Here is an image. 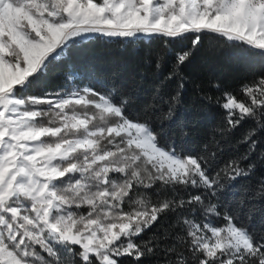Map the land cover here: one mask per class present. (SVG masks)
Segmentation results:
<instances>
[{
	"label": "trees",
	"instance_id": "16d2710c",
	"mask_svg": "<svg viewBox=\"0 0 264 264\" xmlns=\"http://www.w3.org/2000/svg\"><path fill=\"white\" fill-rule=\"evenodd\" d=\"M12 2L34 15L40 7L53 10V21L63 16L59 0ZM7 58L17 61L16 55ZM84 89L91 101L106 99L120 116L74 106L70 113H95L93 120L42 139L56 144L103 130L92 150L73 153L61 168L107 157L50 184L74 231L93 228L104 238L112 229L107 251L115 264H264V50L206 29L174 35L82 31L68 35L13 95L27 110H45L35 101ZM122 119L144 126L160 149L192 160L201 175L189 164L186 174L173 176L125 135L106 133ZM38 120L58 125L43 111ZM103 164L111 169L97 175L94 169ZM21 200L29 206V199ZM228 225L245 232L250 250L209 249L206 231ZM1 229L5 247L21 262L104 264L101 254L83 260L77 246L53 244L49 252L17 244Z\"/></svg>",
	"mask_w": 264,
	"mask_h": 264
},
{
	"label": "rangeland",
	"instance_id": "374dc122",
	"mask_svg": "<svg viewBox=\"0 0 264 264\" xmlns=\"http://www.w3.org/2000/svg\"><path fill=\"white\" fill-rule=\"evenodd\" d=\"M59 7L61 12L57 14L62 13L58 17L61 22L50 20L49 17L57 18V15L46 7H40L34 15L24 3L0 0V264H28L19 261L5 247L1 226L17 244L38 245L49 252L53 244L65 248L77 246L85 261L91 255L101 254L104 264H115L107 251L114 231L104 232V238L93 228L84 233L74 231L59 212V199L50 188L52 181L66 171L84 169L85 164L92 165L107 157V154L95 156L81 168H61V162L73 153L92 150L96 145L94 136L102 128L56 144L45 145L42 139L57 137L67 129L84 128L93 120L95 113H70L68 109L74 106L93 107L100 116L119 117V112L106 99L91 101L85 89L35 101L38 107L45 106V110H27L24 102L13 95V88L32 75L68 35L100 30L162 31L174 35L206 29L234 36L264 50V0H59ZM10 55H16L14 64L7 58ZM227 106L233 107V103L228 102ZM42 111L51 115L58 125L40 123L38 117ZM106 133L125 135L130 145L166 167L173 176L186 174L189 164L200 174L192 160L157 147L142 125L122 119L108 127ZM110 169L103 164L94 170L97 175H105ZM22 198L29 199V206ZM205 241L213 251L251 248L245 232L233 225L208 229Z\"/></svg>",
	"mask_w": 264,
	"mask_h": 264
}]
</instances>
